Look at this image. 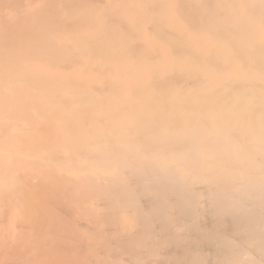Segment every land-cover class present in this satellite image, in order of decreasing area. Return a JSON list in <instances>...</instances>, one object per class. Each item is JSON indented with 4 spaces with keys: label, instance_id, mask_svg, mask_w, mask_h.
I'll return each mask as SVG.
<instances>
[{
    "label": "bare ground",
    "instance_id": "bare-ground-1",
    "mask_svg": "<svg viewBox=\"0 0 264 264\" xmlns=\"http://www.w3.org/2000/svg\"><path fill=\"white\" fill-rule=\"evenodd\" d=\"M0 264H264V0H0Z\"/></svg>",
    "mask_w": 264,
    "mask_h": 264
}]
</instances>
